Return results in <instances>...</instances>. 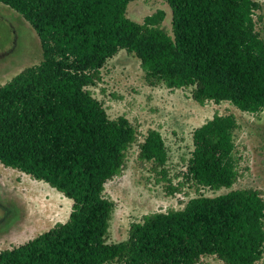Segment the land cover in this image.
Listing matches in <instances>:
<instances>
[{"label": "trees", "instance_id": "trees-1", "mask_svg": "<svg viewBox=\"0 0 264 264\" xmlns=\"http://www.w3.org/2000/svg\"><path fill=\"white\" fill-rule=\"evenodd\" d=\"M132 0H0L40 40L42 60L0 86V163L43 181L72 200L64 222L0 251V264H254L264 252V198L253 188L189 198L182 209L145 214L127 239L108 243L114 203L104 184L119 175L137 141L123 115L109 118L87 89L120 49L139 60L150 84L191 87L198 104L228 101L241 111L264 107V40L255 29L258 0H165L172 34L158 9L141 23ZM259 18V16H257ZM236 117L215 113L194 129L186 178L210 190L230 188ZM138 157L166 177L168 152L149 129ZM169 186V192L179 186Z\"/></svg>", "mask_w": 264, "mask_h": 264}, {"label": "rangeland", "instance_id": "rangeland-1", "mask_svg": "<svg viewBox=\"0 0 264 264\" xmlns=\"http://www.w3.org/2000/svg\"><path fill=\"white\" fill-rule=\"evenodd\" d=\"M258 2L255 29L264 40V0ZM158 9L165 12L160 26L172 34L171 10L165 0H132L127 16L141 23ZM41 60L40 40L33 27L20 13L0 3V86ZM87 89L101 102L109 118L123 115L137 132V141L126 152L122 172L104 184V196L114 203L108 243L127 239L130 224L143 215L182 209L189 198L197 195L253 188L264 198V107L249 113L228 101L198 104L191 97V87L169 88L161 82H147L140 60L124 49L105 62L100 80ZM215 113H232L237 120L232 153L237 177L230 188L216 191L195 185L185 174L193 149L192 133ZM149 129L161 133L168 152L165 178L153 170L152 162L138 157V144ZM178 184H182L179 190L170 193L169 186ZM71 205V199L47 183L0 163V251L21 245L56 222L66 221ZM197 264L225 263L214 255H204ZM254 264H264V252Z\"/></svg>", "mask_w": 264, "mask_h": 264}]
</instances>
